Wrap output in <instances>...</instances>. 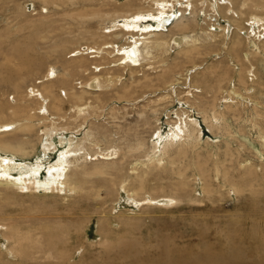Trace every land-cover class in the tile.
Masks as SVG:
<instances>
[{"label": "rangeland", "instance_id": "374dc122", "mask_svg": "<svg viewBox=\"0 0 264 264\" xmlns=\"http://www.w3.org/2000/svg\"><path fill=\"white\" fill-rule=\"evenodd\" d=\"M153 1L0 0L1 119L33 111L40 133L46 105L48 116L62 115L61 124L75 129L82 121L70 107L88 99L86 120L99 147L118 149L102 160L88 148L91 157L68 173L74 189L32 194L0 183V264H264V29L249 25L251 15L263 17L264 0H249L244 11L243 0H233L238 17L220 6V26L202 23L210 8L197 0L192 7L174 4L196 22L187 32L224 30L188 56L169 47L136 67L118 64L116 51L129 33L113 20L150 10ZM233 17L226 42L224 21ZM179 32L172 27L168 34ZM237 38L234 52L230 41ZM92 75L110 76L114 85L84 93L81 102L67 95L60 111L35 92L46 96L51 86L63 98L81 94ZM14 106L21 111L13 117ZM188 117L200 123L194 141L167 145L164 161L149 164L155 135ZM19 132L2 139L13 143ZM160 197L174 201L159 205Z\"/></svg>", "mask_w": 264, "mask_h": 264}, {"label": "bare ground", "instance_id": "6f19581e", "mask_svg": "<svg viewBox=\"0 0 264 264\" xmlns=\"http://www.w3.org/2000/svg\"><path fill=\"white\" fill-rule=\"evenodd\" d=\"M183 1L184 2H181L180 0H154L153 1L154 6L153 7L150 6V10L137 9L136 12L133 13L129 12L130 14L118 16L117 18H115L112 22L113 26H117L118 24H120L121 26H123L121 28L123 30L125 29L129 33L128 42L125 45H121V46L119 45L120 47L116 51L117 55H121L117 60L118 64H123V66H128V67H134V66L136 67L137 65H141L142 62L143 63L146 61L149 62L150 59H154L161 51L167 52L169 47L170 49L171 48L176 49L175 52L176 51H179V53L183 52L185 55L188 56L191 55V53L194 51L199 52V50H201L200 48L202 45H205V43L207 42L213 41V39L217 37L216 33L218 34L219 32L224 30V27L221 26L223 29L221 31L217 27H211V29L206 32L202 31L196 33V31L194 32L193 30H191V32H187L190 31L188 30V28L191 27V24H195L196 22H190V19L192 21V18L189 19L186 18L185 15L183 16L184 11L180 8L179 10L175 9L173 5L177 4L179 7L182 6L190 7L195 3H193V0H183ZM197 2L200 3L202 8L205 7L206 5L209 6V8L214 12L215 11L218 12V9L222 8L220 6H223L222 8L223 14L224 12L230 14L233 12L234 16H237L238 14V10L234 9L235 5L232 7L233 0H197ZM241 2L242 3L239 6L240 11H244V9L247 8L246 6L248 2H249L248 6L251 4L249 0H243ZM202 15H205L206 17L208 14L207 12H203ZM199 19L202 21V18ZM232 19L235 18L234 17L226 18V20L224 21V24L225 22L226 24H228L227 31L225 29L226 42H228L227 39L230 40V38H233L229 33L231 27H233L232 25H230L231 22L237 23L236 19L233 21ZM249 19H250L249 25L251 27L250 30L251 29L259 30L260 28L264 29V15L263 17L258 15H251ZM216 25L220 26L219 23ZM172 27L178 28L180 32L168 34L169 30L172 29ZM163 36H168V42H166ZM230 43L232 44L231 45L232 51L234 52L236 51V48L240 46L238 38L231 40ZM258 45L257 43H254L253 47L257 49L259 48ZM106 46H108V44H106ZM245 55H246L245 57L248 59L249 54L246 52ZM49 68L54 69V66L52 67L50 65ZM53 73L55 72L54 71L50 72L51 75H53ZM113 82L114 81L111 79L110 76L103 78L98 75H94V76L92 75V77L91 78L89 77V79L85 82L86 86L84 85L85 87L88 88L89 91L86 89L81 94H77L74 91H72L74 92L73 94L70 93L71 91L69 92V94L67 92H64V98L63 96L61 97L56 95L55 91L52 89L51 86L48 88V91L44 87L43 91L46 93V96H44L43 92H41L40 90H36L35 92L36 95L40 98V100L41 99L45 100L44 98H46L47 100L51 99V104H50L51 105L50 107H52L51 109H54L55 111H60L61 106L63 104L62 101L66 98L67 95H69L67 97L73 96L76 100H78V102H81L84 93L94 94V92L96 91L100 92L102 91V89L106 87L113 86L114 85ZM160 98L162 97H159L158 99ZM91 103L92 101L85 99L84 102L79 104H74L70 107L71 108L70 111L76 113L74 116V120L79 119L82 121V123H80L75 129H70L65 125L61 124L62 122L66 121V117H63L62 115L56 113H51V114L49 113L50 116L54 115L55 118H51L50 116H48V113H45L47 110V108L45 107L46 105L43 107L40 105L42 107V112H44L42 120L40 121L42 122L41 124H43L42 125L43 127L40 128L41 130L40 133L38 132L39 129L38 127L40 124L39 123L37 124L36 122L33 121L34 117H37L38 114L34 115L33 111L32 112L29 111L28 113H26L27 115L24 118L13 119L12 121H8V122H5V120L3 121L0 117V183L16 188L22 191L23 193L26 192L32 193V191L33 193L36 191L39 193L40 192L51 193L52 190H56V189H59V191L65 190L66 188L74 189L75 187L73 185L72 186L70 185L69 182L70 177L68 173L70 169L73 168L75 163H79L78 161L80 159L82 158L86 159L88 158V156L91 157L87 152L88 148L89 149L96 148L98 150V152H96L97 153L96 157H100L102 160L109 157L112 158L116 157L118 153V149L116 148V146L111 149L102 150L99 147L98 138L95 136L94 131L89 127L90 124L86 119H88V117L90 116L88 112L91 109H93ZM19 111H21V109L17 106H14L12 107V109L9 110V113L14 117V115L19 113ZM67 118H71V117L67 116ZM188 119H189L188 121L182 122L180 127L176 126L175 130L171 129L169 133H167L164 136H159L158 134L155 135V137L152 140V147H151L152 149H150L151 155L149 153L147 154L148 156L147 161L149 162V164L151 165L155 164L157 166L158 164L161 163V161H164L163 158L166 155L163 154V151L167 145L170 144L174 145L173 143H176L177 140H181L183 138L186 140L192 138V141H194L195 138L194 130L200 131L199 130L200 123L198 118L188 117ZM204 122H206V120H204ZM34 129H37L36 135L37 134L38 135L36 138L30 139L28 137V134H31V132ZM15 131L21 132V133L19 132L21 134V136H19L20 138L15 139L16 140L15 142L11 143L2 139V136L8 134L10 135ZM75 136L78 138H76ZM179 143H181V141ZM185 143H187V141L184 142L183 144ZM37 144L40 146L38 152L39 156L37 154L34 155L36 150L38 149L36 148ZM30 157L32 159L34 158V160L31 162L29 161L31 159ZM146 164L148 163H143V165ZM201 173L203 172L201 171ZM206 184L205 186L207 190V187L209 188V185L207 184L208 185L207 186ZM204 187H202V189ZM127 198L129 197H126V199ZM144 201H148V200H144ZM173 201L167 198L166 199L161 198L157 200L156 203L159 205L162 204L167 206L168 204L173 203ZM6 227L8 228V226ZM18 233L20 232L18 231ZM25 234H26L25 238H27V235H29L28 231ZM20 235L21 234H19V236ZM8 237L9 239H12V237L10 236ZM22 238H24V236L21 237V239ZM28 238L26 240H28ZM16 241L19 242L18 240ZM12 249L11 252L13 251ZM34 251L37 252L36 249H34Z\"/></svg>", "mask_w": 264, "mask_h": 264}, {"label": "built area", "instance_id": "2783aa9c", "mask_svg": "<svg viewBox=\"0 0 264 264\" xmlns=\"http://www.w3.org/2000/svg\"><path fill=\"white\" fill-rule=\"evenodd\" d=\"M213 14L212 16L210 15V14ZM207 16L206 17H204V16H202L203 17V20H202V23L204 24V23H206V21L208 22V20L210 19V21L211 22H214V24L216 23V24H221V22H220V20L218 19V17H217V15H215L216 14V12H214L213 10H208L207 11ZM210 16V17H209ZM215 24V25H216ZM263 37L264 36V32L263 33H260V37Z\"/></svg>", "mask_w": 264, "mask_h": 264}]
</instances>
